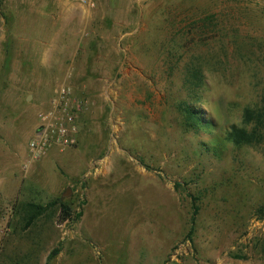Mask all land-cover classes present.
<instances>
[{
    "label": "rangeland",
    "instance_id": "1",
    "mask_svg": "<svg viewBox=\"0 0 264 264\" xmlns=\"http://www.w3.org/2000/svg\"><path fill=\"white\" fill-rule=\"evenodd\" d=\"M61 86L76 143L32 158ZM255 105L264 0H0V264H264Z\"/></svg>",
    "mask_w": 264,
    "mask_h": 264
},
{
    "label": "built area",
    "instance_id": "2",
    "mask_svg": "<svg viewBox=\"0 0 264 264\" xmlns=\"http://www.w3.org/2000/svg\"><path fill=\"white\" fill-rule=\"evenodd\" d=\"M71 95L70 88L61 86L52 100V107L39 114V123L27 144L30 157L42 156L51 146H72L76 143V109L70 110ZM78 103L76 101L71 105L78 108Z\"/></svg>",
    "mask_w": 264,
    "mask_h": 264
},
{
    "label": "trees",
    "instance_id": "3",
    "mask_svg": "<svg viewBox=\"0 0 264 264\" xmlns=\"http://www.w3.org/2000/svg\"><path fill=\"white\" fill-rule=\"evenodd\" d=\"M191 78L200 79V71L194 69L190 72ZM187 125H203L201 118L193 111L191 104H185L181 108ZM242 125L233 124L227 132L228 139L236 145H250L264 141V107L261 105L248 106L242 111ZM57 203V200L48 202L45 205H32L37 214ZM58 222L63 223L77 219L80 213H75L71 204L59 201ZM197 207L193 206L191 214L190 230L193 229L196 219Z\"/></svg>",
    "mask_w": 264,
    "mask_h": 264
},
{
    "label": "water",
    "instance_id": "4",
    "mask_svg": "<svg viewBox=\"0 0 264 264\" xmlns=\"http://www.w3.org/2000/svg\"><path fill=\"white\" fill-rule=\"evenodd\" d=\"M68 193V190H67V192H66V194Z\"/></svg>",
    "mask_w": 264,
    "mask_h": 264
}]
</instances>
